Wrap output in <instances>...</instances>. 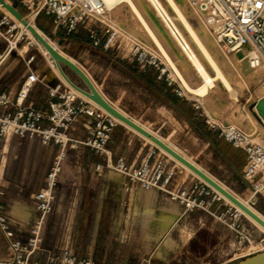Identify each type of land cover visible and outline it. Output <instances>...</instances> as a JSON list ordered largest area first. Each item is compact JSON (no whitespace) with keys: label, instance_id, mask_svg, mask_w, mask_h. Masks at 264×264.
Instances as JSON below:
<instances>
[{"label":"rangeland","instance_id":"374dc122","mask_svg":"<svg viewBox=\"0 0 264 264\" xmlns=\"http://www.w3.org/2000/svg\"><path fill=\"white\" fill-rule=\"evenodd\" d=\"M8 1L14 4L22 14L28 13L24 6L16 5L15 1L12 0ZM160 1L188 38V33L182 23L176 18L168 2L166 0ZM177 1L180 2L185 10L195 30L201 31L199 33L203 35L202 38L208 41L210 37L211 40L216 42L204 15L194 7H191L186 0ZM132 4L135 5L141 16L147 21L186 82L193 88L200 86L203 83V78L197 72L191 60L188 59L186 53L182 52L180 44L175 40V36L151 0H117L112 7H108L106 13L97 20L95 25L89 28L82 26L77 28V35L81 41L70 50L66 49L65 45L67 42L64 39L58 40L46 30V26L51 23L49 20L45 23V27L44 24L43 26L39 25L38 18L34 19V22L60 50L66 54L72 52L87 67L93 65V69L101 77L98 82L103 87V90L107 92V95L111 96L113 100L122 98V102H125L133 112L134 110L139 111L145 108V116L149 117L153 113L155 114L151 107H153V104L160 102L155 92L157 88H166L168 97H179L185 116L171 110H165L164 113H158V118L159 121L168 118L169 122L162 125H153L151 128H154V130L159 129L161 137L166 138L167 142L169 141V143L183 152L185 156L197 162L234 194L248 201L264 215V198L254 196L241 180V170L246 162L245 152L240 148L234 147L221 135L223 127L233 125L244 130L256 140H259L257 136L261 133L262 138H264L263 121L257 117L253 110L256 101L264 96V74H261L253 81L249 80L247 78L248 75L244 72H242L243 75L238 74L236 68L241 65V69L244 67V70L250 68L244 55L246 50L233 54L228 52L223 45L216 42L215 46L217 47L218 44L217 48L219 50L214 45L211 46V50L214 54L219 52L218 56L216 54L215 56L232 88L228 89L222 81L216 79L214 86L209 88L210 90H208L206 95H200L195 91L191 92L166 58L157 41L149 33ZM201 28L204 29L201 30ZM108 30H115L119 35L116 48L107 50L111 56L116 57L119 55L121 57L128 53V49L132 44H139L157 57L156 63L146 65V70L140 71V65L131 59L130 62L124 65L126 70L122 69L119 64L111 74L104 73L102 67L107 64V57L104 54L105 49L100 46H97L96 50L91 49L88 43H92L91 33L95 32L104 39L109 33ZM203 31L206 33L204 32L203 34ZM25 44L28 48L22 53L28 58L34 56L31 65L35 70L37 69L38 72L44 73L49 81L51 80L48 78L49 74H52L53 78L56 75L61 78L57 68L52 66L51 55H46L40 45L32 40L31 36H27L22 41V46ZM192 45L196 49L193 43ZM234 56L237 59H233ZM202 60L209 73L214 76L215 71L212 66L204 59ZM64 69L77 85L85 87L83 80L72 69L67 66H64ZM139 72L146 77L144 81L137 78ZM158 75L161 76L160 79H157ZM123 78L127 80V84L130 86L128 92H124L122 89V84L126 82L121 83ZM104 80L105 85H102ZM65 85L69 87L66 83ZM117 126L122 127L119 136L123 132L125 137L115 138L114 141L117 140L115 147L117 148L118 145L123 146L124 141V156L128 162L133 164L140 163L137 159L141 155V142H146L149 147L156 149V157L158 159L165 160L168 157L170 162H172V164L169 163V166H173L176 163L181 169L189 171L175 159L165 154L155 144L140 136L139 133L137 134L136 131L119 122ZM83 132L86 135V132ZM1 140L4 143L9 142L8 147L0 151L1 179L3 181L8 179L13 187L21 184L37 185L40 183L47 167V154H37L36 147H30L26 139L11 138L8 141V138H2ZM70 159L67 165L73 166V200L75 199L77 203V206H73V211L75 208L77 210L81 209L85 203L90 209L96 208L99 200L98 196L104 183L108 181V177L117 181L121 187L124 183L121 173L112 168L113 172L108 176L105 175L106 178H102L95 173L90 175L83 172L84 168H89V166L95 168L97 164L103 163V156L100 153L93 152L86 147L73 148V157ZM115 159L114 153L113 161ZM151 159L154 158L152 157ZM174 177L180 179L178 175H174ZM195 184L198 186L197 192L203 183L197 178ZM195 184L180 186L193 188ZM14 193L16 194V191ZM212 195L213 193L210 195L203 194L204 203L202 206L189 209L194 214H207L210 217H181L179 220L178 217H174L175 219L171 226L168 225L166 227H162V219H159V217H153L152 222L142 220L140 225L142 233H140L144 234L147 229L146 237L130 239V241L136 242L143 240L146 245L145 248H140L142 251H137L139 247L131 244L126 249L124 248L125 252L113 255L109 250V242H107L104 244L105 247L102 252H99L93 258L95 264H235L240 260L234 259L235 256L242 251L254 249V246L263 242L264 231L244 214L240 219L244 226L243 230H233L230 227L234 220V211L229 208L231 204L229 202L226 204L223 197L221 199H213ZM108 196H112L111 190H109ZM175 201L187 208L179 200L176 199ZM142 218L144 219V217ZM149 223L150 225H148ZM173 225L176 226L171 235L169 230ZM2 246L3 243L0 240V254L5 251ZM169 250L172 252L170 256L167 254ZM76 256L79 258H91L86 255ZM165 257L168 258V261L160 262V259Z\"/></svg>","mask_w":264,"mask_h":264},{"label":"built area","instance_id":"2783aa9c","mask_svg":"<svg viewBox=\"0 0 264 264\" xmlns=\"http://www.w3.org/2000/svg\"><path fill=\"white\" fill-rule=\"evenodd\" d=\"M189 2L204 15L215 38L228 52L238 54L246 50L244 55L247 56L253 50H257L260 59L252 58V63L258 66L259 62L264 60V0H189ZM14 3L27 9L28 13L23 16L28 21L30 18L37 19L45 15L50 17L56 27H63L68 32L76 31L79 25L97 22L108 9L104 0H16ZM14 17L0 6V74L4 63L12 54L24 55L22 41L29 36ZM108 32L104 39L95 32L91 33L92 44L106 50L115 49L119 35L115 30ZM183 48L186 49L184 46ZM127 55L141 67L155 64L157 60L153 53L139 44H132ZM33 58L34 56L29 57L28 62ZM46 81L44 73L32 71L28 73L16 96L0 90V137L8 138L13 135L20 138L38 137L44 144L52 142L59 147L46 174L44 186L33 195L39 216L28 230L21 229L18 221L1 202L5 191L0 184V232L7 245V253L0 256V264H40L35 260V255L44 241V229L54 207L64 160L73 152V148L86 147L93 152L104 153L113 130L118 125L113 116L94 107L87 98L73 93L70 86H66L61 78L49 87L46 108L25 104V98L33 85ZM78 125L86 130L85 137L73 135L72 131ZM221 135L234 147L245 152L246 162L241 170V180L254 196L264 198V140H256L233 125L223 127ZM151 158L152 152L140 163L133 164L120 154L115 161L97 164L95 170L101 174L105 167L112 168L142 189H157L167 193L172 199L184 203L187 209L202 206L203 194L213 193V199L222 198L200 178L203 185L197 192V184L193 188L174 185L175 170L174 166H169L170 159ZM227 202L225 200L226 204ZM229 208L234 211V220L230 227L235 231L243 230L244 226L240 220L243 213L233 204ZM262 250L264 240L257 248L242 251L234 259H242ZM42 264H95V262L92 258H79L70 248L65 247Z\"/></svg>","mask_w":264,"mask_h":264},{"label":"crops","instance_id":"0c3cea01","mask_svg":"<svg viewBox=\"0 0 264 264\" xmlns=\"http://www.w3.org/2000/svg\"><path fill=\"white\" fill-rule=\"evenodd\" d=\"M40 20L43 22L44 27L47 20L51 22L48 26H46V30L52 33L53 36L58 40L64 39L67 42L65 45L67 50H70L78 42L81 41L80 37L77 35V31L68 32L63 27H56L52 23L50 17L42 15L40 17ZM95 24L96 22H90L79 26L89 28ZM88 45L91 49H97V47H94L92 43H88ZM104 51V54L107 57V64L103 66L102 69L104 73L107 74H111L113 71H115V67L119 64L121 65L122 69L126 70L124 65L130 62L132 59L127 54L121 57H119V55L113 57L107 52L106 49ZM68 55L75 59L87 71V73L94 79L99 90L115 106H117L119 109L124 111L126 114H128L143 126L147 128L149 127V129L156 134L160 135V130H154V128H151L153 125H162L169 122L168 118L159 121L158 113H164L165 110H171L175 113H180L185 116V111L182 107L181 99L179 97L173 96L168 97V90L166 88L155 89V92L158 96V101H160L156 104H153V107H151V110L155 112V114L153 113V115L149 117L145 116V108H142L139 111L134 110L133 112V110H131L125 104V102H122V98L113 100L111 96L107 95V92L103 90V87L98 82L99 80H101V77H99L95 69H93V65L87 67L79 60V58H76L77 56L73 55L72 52H70ZM28 59L29 58L27 56L20 55L18 53L12 54L7 59L2 67V71L0 74L1 91H5L13 96H16L29 72L35 71L37 73H40L37 69L35 70V68H33L31 62H28ZM145 67L140 66V71H145ZM48 78L51 80L49 81L47 79V81L43 83L36 82L33 85L31 91L25 98V104H32L39 108L47 107L49 100V87L59 81L60 77L56 75L53 78V75L49 74ZM137 78L142 81L146 79V77L141 72L137 74ZM158 78L160 79L161 76L158 75L157 79ZM124 81L126 82L122 84V89L124 90V92H128L130 90V86L127 84V80L124 78L121 83ZM102 85H105V80L102 81ZM120 130H122L121 126H117L115 128L107 150L104 153L100 154L103 156V163H106V161H113L114 153L115 158L120 154L124 155V141L123 146L118 145L117 148L115 147V144H117V140L114 141V139L117 137H125L123 135V132L119 136ZM83 131L86 132L84 127L78 125L72 131V133L74 136L82 138L86 136ZM11 138L26 139L30 147H36L37 154H47V167L43 173V177L40 183H38L37 185L21 184L13 187L8 179L3 181L0 177V184L3 186L5 191V194L1 197V202L7 207V210L12 215V217H14L18 221L21 229L26 231L32 225L34 220L39 216V212L33 201V195L36 191L44 186L46 174L53 162L55 155L59 150V147L57 144L52 142L44 144L38 137L20 138L16 135H13L8 137V141ZM1 139L2 137H0V151L6 149L9 143H4ZM164 139L167 141L166 138ZM141 144V155L137 160H139L140 162L143 161L149 156L151 152L152 157H156V149H152L151 147H149L146 142H141ZM171 146L175 147L173 144H171ZM175 148L179 150L177 147ZM72 157L73 152H71L64 160L63 169L59 176V184L56 188L54 207L48 216L44 229V241L41 249L35 255V260H37L40 264L44 263L50 256L59 253L65 247L70 248L72 253L78 256L86 255L90 256L92 259L95 258L99 252H102V249L105 247L104 244H106L107 242H109V250L113 255L125 252L124 250L131 244H133L134 246H138L139 248H137V251L140 252L142 251L140 248H145L146 243L143 240H139L136 242L130 241V239L146 237L147 229L145 230L144 234H141L142 230L140 229V225L142 224V220H146L145 222H152L153 217H162L161 225L162 227H166L167 225L171 226L176 217H178V220L181 217H210L207 214H194L193 211L185 208L184 205L175 201L163 191L157 189H142L141 187L129 181L125 176L122 187L117 181L109 179L108 177V181L104 183V186L98 196L99 200L96 208L90 209L87 203H85V205L81 207V209L77 210L75 208L73 211V206H77L76 200H73V166L67 165L71 160L70 158ZM169 163L172 164V162L170 161ZM173 166L175 168V175H178V178H180L177 179L174 177V185H193L197 182V177L192 172L181 169L176 163H174ZM83 172L85 174L89 173L90 175L94 173L98 174L95 168H93L92 166H89V168H84ZM112 172L113 170L111 168L105 167L103 172L98 175L102 178H106L105 175L108 176ZM109 190H111L112 193L111 197L108 196ZM121 190L122 192H120ZM14 191H16V194L14 193ZM142 217H144V219ZM149 217L151 218L148 219ZM172 217L175 218L173 219ZM163 220L165 222H163ZM148 225H150V223ZM175 226L176 225H173L170 228L169 234L172 235V231ZM0 240L3 243L2 248L5 249V251L0 254L1 256L7 253V245L1 232ZM171 253L172 252L169 250L167 254H169L170 256ZM160 260V262H166L168 261V258L165 257L164 259Z\"/></svg>","mask_w":264,"mask_h":264},{"label":"bare ground","instance_id":"6f19581e","mask_svg":"<svg viewBox=\"0 0 264 264\" xmlns=\"http://www.w3.org/2000/svg\"><path fill=\"white\" fill-rule=\"evenodd\" d=\"M8 1V0H6ZM107 4V7H112L113 4L117 1V0H104ZM130 1V0H129ZM154 2V4L157 7L158 12L160 13L161 17L163 18V20L165 21V23L168 25V27L170 26V30L173 33V35L175 36V40L178 41V43L180 44V48L182 50V52L184 51L186 53V55L188 56V59L191 60L192 64L194 65V67L196 68L197 72L200 74V76L203 78V83L198 86L197 88H193L191 87L186 80L184 79V77L182 76V74L180 73V71L178 70V68L175 66L172 58L170 57V55L168 54V52L165 50L164 46L161 44V42L158 40L157 36L155 35V33L152 31L151 27L149 26V24L147 23V21L141 16L140 12L138 11V9L135 7V5L132 4L133 8L137 11V13L139 14L140 18L142 19L144 25L147 27L149 33L152 35V37L157 41L160 49L164 52V54L166 55V58L168 59V61L173 65V67L175 68V71H177L178 75L182 78V80L184 81L186 87L192 92L195 91L196 93L200 94V95H206L208 93V90H210V87L214 86L215 80L219 79L220 81H222V83H224V85L228 88L231 89V84L229 82V80L227 79V76L224 74L218 60L217 57L215 56L214 52L211 50V46H215L216 42H218V40H211L210 37L208 39L211 40L209 43L208 41L204 40L202 38V34H200L199 32L201 31H196L195 28L192 26V24L190 23L187 14L185 12V10L182 8L181 4L179 1L177 0H166L168 2V4L170 5V7L172 8V10L175 13L176 18L178 19V21H180L182 23V25L184 26L186 32L188 33V38L185 36V34L183 33V31L181 30V28L174 22L173 20V16L171 17L170 14L168 13V11L166 10V8L163 6V4L161 3L160 0H151ZM188 2V4L193 7L189 0H186ZM9 2V1H8ZM182 2V1H181ZM10 3V2H9ZM131 5V4H130ZM0 6L7 10L3 5ZM195 8V7H194ZM196 9V8H195ZM150 17V15H149ZM16 19V21L26 30L27 34L29 36H31L32 40L34 42H37L40 47L42 48L43 52L46 55H51V53L47 50V48L37 39V37L33 34V32L27 27V25H24L21 20L17 19L16 17H14ZM156 18V16H155ZM151 19V18H150ZM29 23L37 28L39 30V27L36 26L34 19L30 18L29 19ZM204 28H201V30ZM206 29V28H205ZM207 31V30H206ZM205 31H203L202 33L204 34ZM41 33L43 34V36L50 41L53 46L57 49H60L57 47V45H55L54 42H52L45 34L43 31H41ZM206 33V32H205ZM213 33V32H212ZM214 35V34H213ZM212 35V36H213ZM213 38V39H214ZM192 43L196 46V49L193 47ZM219 43V42H218ZM183 46L186 48L184 49ZM218 47V44H217ZM215 46V48H217ZM27 45H23L22 50H27ZM213 48V49H215ZM217 50H219L217 48ZM219 54V52H218ZM218 54H216L218 56ZM52 57V55H51ZM252 58L254 59H260V53L257 50H253L251 52L250 55L246 56V63L248 62L249 65V69L248 70H244L241 69V66L239 68H236V71L238 74L243 75L242 72L246 73L248 75L247 78H249V80L253 81L256 80L259 76H261V74H264V60L259 62L258 66H255L252 63ZM204 59L209 65L212 66V68L215 71V75H211L209 73V71L207 70V68L205 67V64L203 62ZM226 59V58H225ZM233 59H237L235 56L233 57ZM223 60V59H222ZM244 60V59H243ZM51 61H53V67L57 68L58 72L60 73L61 78L63 79V81L70 86V88L72 89L73 93L79 94L85 98H87L94 107H98L100 109H102L103 111H105L106 113L110 114L107 110H105L103 107H101L97 102H95L93 99L89 98L87 95H85L84 93H82L81 91H79L77 88H75L74 86H72L61 74L57 64L55 63L53 57L51 59ZM242 61V60H241ZM225 62V60H224ZM244 63V62H243ZM242 64V63H241ZM62 67L64 68V64H62ZM245 66V64H244ZM66 72V71H65ZM239 75V77H240ZM241 78V77H240ZM94 80V79H93ZM260 99V98H259ZM258 101V100H257ZM256 101V102H257ZM254 112L257 113V107H256V103H255V107L253 108ZM111 116H113L112 114H110ZM115 118V120L119 123L124 124L126 127H128L129 129H132L133 131H136L137 133H139L141 136H143L144 138H146L147 140H149L150 142H152L153 144H155L157 147H159L163 152H165L168 156H170L171 158L175 159L179 164H181L183 167H185L187 170H189L190 172H192L194 175H196L198 178H200L202 181H204L205 183H207L203 178H201L198 174H196L195 172H193L188 166H186L185 164H183L182 162H180L177 158H175L173 155H171L170 153H168L165 149H163L161 146L157 145L155 142H153L149 137H146L145 135H143L141 132L137 131L136 129H134L133 127H131L130 125H128L127 123H125L124 121H122L121 119L113 116ZM256 117V116H255ZM263 124H264V120ZM149 128V127H148ZM264 130V129H263ZM258 132V131H257ZM263 132V131H262ZM262 134V133H261ZM258 134L257 138H259V141H263L264 138H262V135ZM160 136V135H159ZM161 137V136H160ZM163 140H165L163 137H161ZM166 141V140H165ZM167 142V141H166ZM169 143V142H167ZM171 145V143H169ZM183 154V152H181ZM184 155V154H183ZM205 170V169H204ZM206 171V170H205ZM124 178V175L121 174ZM210 187H212L216 192H218L219 195H221L226 201H228L229 203L235 205L228 197H226L224 194H222L221 192H219L217 189H215L213 186H211L209 183H207ZM231 191V190H230ZM232 192V191H231ZM234 193V192H232ZM236 195V194H235ZM239 199H241L247 206H249L253 211H255L260 217H262L264 219V215L259 212L254 206H252L248 201L244 200L243 198H241L240 196L236 195ZM239 211H241L249 220H251L255 225H257L262 231H264V226L259 223L256 219H254L253 217H251L249 214H247L245 211H243V209H241L240 207H238L237 205H235ZM174 219V217H172ZM159 219H162V217H159ZM169 219V218H168ZM171 220V219H170ZM169 221V220H168ZM163 222H165L163 220ZM172 222V221H171ZM162 223V220H161ZM168 223V222H167ZM168 226V225H167ZM164 227V226H163ZM254 246V245H253ZM253 248H257V246H254ZM236 257V256H235ZM234 257V258H235Z\"/></svg>","mask_w":264,"mask_h":264},{"label":"water","instance_id":"95a60500","mask_svg":"<svg viewBox=\"0 0 264 264\" xmlns=\"http://www.w3.org/2000/svg\"><path fill=\"white\" fill-rule=\"evenodd\" d=\"M0 3L17 19L21 20L24 25H27V27L33 32L37 39L47 48V50L51 53L55 63L57 64L61 74L72 86L87 95L89 98L93 99L113 116L121 119L137 131L141 132L146 137H149L153 142L161 146L168 153L177 158L180 162L188 166L193 172L198 174L207 183H209L219 192L228 197L235 205L243 209V211H245L247 214H249L251 217L256 219L259 223L264 226V219L260 217L255 211H253L249 206H247L241 199H239L234 193H232L212 174L205 171L200 165L183 155L179 150H177L175 147L171 146L169 143L163 140L158 134H156L149 128L143 126L135 119L130 117L128 114H126L124 111L115 106L99 90L95 81L87 73V71L71 56L61 51L60 49L55 48L53 44L43 36V34L41 33V29L39 28L38 30L37 28L33 27L29 23V21L24 18L23 14L19 11V9H17L13 4L9 3L6 0H0ZM61 63L64 64V66H67L68 68L72 69L83 80V82L85 83V87L77 85L65 72V69L62 67ZM256 107L258 110V112L256 113L257 117L260 120H264V96L258 99V101L256 102ZM235 264H264V250L248 255L238 260Z\"/></svg>","mask_w":264,"mask_h":264},{"label":"trees","instance_id":"16d2710c","mask_svg":"<svg viewBox=\"0 0 264 264\" xmlns=\"http://www.w3.org/2000/svg\"><path fill=\"white\" fill-rule=\"evenodd\" d=\"M41 16H42V15H41ZM41 16L38 17V23H39V25L43 26V22L40 20V17H41Z\"/></svg>","mask_w":264,"mask_h":264}]
</instances>
